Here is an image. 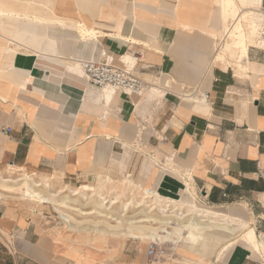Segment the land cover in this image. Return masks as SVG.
I'll list each match as a JSON object with an SVG mask.
<instances>
[{"label": "crops", "instance_id": "0c3cea01", "mask_svg": "<svg viewBox=\"0 0 264 264\" xmlns=\"http://www.w3.org/2000/svg\"><path fill=\"white\" fill-rule=\"evenodd\" d=\"M222 18L221 0H0V172L12 166L78 187L100 173L133 178L126 164L138 151L144 188L190 203L188 187L231 225L264 235V179L256 176L264 169V48L248 42L247 68L235 76L223 64L237 60V49L232 38L219 41ZM101 52L119 66L139 54L134 71L158 94L106 98L79 66ZM13 197L0 202V264H97L55 241L45 204ZM242 233L157 242L207 246L209 256L228 246L204 255L207 264H264ZM106 264L143 263L126 252Z\"/></svg>", "mask_w": 264, "mask_h": 264}, {"label": "bare ground", "instance_id": "6f19581e", "mask_svg": "<svg viewBox=\"0 0 264 264\" xmlns=\"http://www.w3.org/2000/svg\"><path fill=\"white\" fill-rule=\"evenodd\" d=\"M221 3L222 19L225 25L219 41L224 42L228 38H232L237 49V60L223 59V64L225 66L234 65L235 76H241V72L247 68L241 61L247 55L248 42L259 48H264V37L260 35L259 6L261 0H221ZM127 62L133 65L134 58L128 57ZM79 66L76 63H68V67L74 73L81 72ZM103 89L106 98L114 91L112 87ZM145 94L154 96L158 94V90L152 86L150 90L142 92L139 96ZM201 100L203 101V99ZM4 171L9 175L5 176L0 173V200L8 197L7 193H11L17 197L36 200L39 205H51L63 220L65 228L71 231L87 230L94 234H118L149 238L150 242L156 243L157 239L169 240L172 238H184L186 241L197 243L198 238H202L208 233L218 237L220 234L224 236L226 234L238 235L243 232L241 238L249 243L252 252L260 257L264 255V237L257 238L252 228L243 230L244 224L231 225L216 211L201 206L188 187H186V193L192 201L185 203L144 188L129 176H123L120 183L115 184L110 174L100 173L94 184H83L78 187L63 185L52 190V185L46 177L36 179L35 173H29L24 169H16L12 166L6 167ZM12 175L15 176L12 177ZM115 188H118V192L114 197H109L102 191L103 189L112 191ZM128 194L130 197L125 201L118 199L126 197ZM118 202L121 203L122 210L117 212L115 209ZM129 208L132 211L134 209H139V211L128 214ZM72 213L81 216L80 219H75L71 215ZM184 247L199 251L200 258L197 262L187 259H183V262L207 264L204 260V250L207 249V246ZM226 247L228 246H220L217 254ZM213 248H217V246H213Z\"/></svg>", "mask_w": 264, "mask_h": 264}, {"label": "rangeland", "instance_id": "374dc122", "mask_svg": "<svg viewBox=\"0 0 264 264\" xmlns=\"http://www.w3.org/2000/svg\"><path fill=\"white\" fill-rule=\"evenodd\" d=\"M131 152L132 153L130 154V158L126 164V169L131 170L132 175H134L133 178H131V179L138 182L137 174H138V170L140 167V163L142 162L143 156L139 157L138 155H140V153L138 151H131ZM135 157H136V159H134ZM131 163H133V165H134V163H137V164L134 165V167H131V165H132ZM0 173L4 174L5 176L9 175V173L5 172V171H3V173L2 172H0ZM124 173H125V171L120 172L119 174L112 176V178L115 181V184L120 183V180L123 178ZM14 176L15 175H12V177H14ZM34 177L36 179H38L41 176H37L35 174ZM48 182L52 185L51 186L52 190H56V189L60 188L61 186H63V184L59 183L57 180H53V179L49 180L48 179ZM94 182H96V180H93L91 183H94ZM102 191L105 195H108L109 197H114V196H116L115 193L118 192V188H115L112 191L107 190V189H103ZM7 194H9L8 195L9 197L3 198L2 200H0V202L7 200V199H12V198L17 199V198L13 197V196H15L14 194H11V193H7ZM179 195L180 194H178L177 196H174L173 198H180ZM10 196H12V197H10ZM129 197H130V195L128 194L126 197H120L118 199L125 201ZM120 204H121L120 202L117 203V207H116L115 211L118 212V211L122 210ZM39 209H41V211L43 212V215L45 216L46 226L48 228H51L50 231L53 233H58L61 236L60 240H55V241L61 242L62 244H64V248L66 249V251L70 250L72 253H74V255L76 257H78L80 259L93 260L97 264H106L112 260H114V261L116 260V261L121 262V258L123 256V253L130 252V253H133L135 255H139L140 257H142V263L143 264H147L149 262L148 258H146V256H145L147 246H148L149 242L151 241V239H149V238H147V239L144 238L143 240L133 239V238L121 240V239L117 238V237H122L118 234L102 235L100 233H98V234L89 233L87 230H85V231L84 230L71 231V230H68L65 228L63 220L59 219L57 217L58 213L56 214L53 211V208L51 205L45 204L44 206H39ZM137 211H139V209H134L132 211L129 208L128 214H132V213H135ZM71 215L75 219H80V217H81L76 213H72ZM114 236H117V237H114ZM260 237H264V235H260V234L257 235V238H260ZM227 239H228L227 241L231 240L230 237ZM221 242H222V240L218 244H221ZM126 243H132L135 246H125ZM138 244H139V246H136ZM218 244H216V245H218ZM69 245H73V246H69ZM160 245H162V247L165 249V254L162 258H160L159 264H187L181 260L182 254H186V255L189 254L194 259L200 258L199 254H191L190 253L191 250L185 248L184 246H186V245L183 244L182 242H179V245L174 244L173 242H160ZM113 247L115 249H113ZM219 247L220 246H217V248H214L213 252L210 256L209 255H205V256L211 257L216 250L218 251ZM188 250H189V252H188ZM108 251H110V252H108ZM171 258L181 260L180 262H182V263H176ZM259 258H264V255L262 257L259 256Z\"/></svg>", "mask_w": 264, "mask_h": 264}, {"label": "built area", "instance_id": "2783aa9c", "mask_svg": "<svg viewBox=\"0 0 264 264\" xmlns=\"http://www.w3.org/2000/svg\"><path fill=\"white\" fill-rule=\"evenodd\" d=\"M260 35L264 37V5L259 7ZM139 59V54L134 57V64L124 62L121 66L112 63L109 56L104 52L95 59L80 60L79 65L83 78L92 86L103 89L112 87L114 91H120L128 95H139L150 90L152 83L142 80L134 71V65ZM203 100L208 98L207 93H203ZM9 131L10 127H6ZM258 178L264 179V169H259L256 173ZM165 254V249L160 242H149L146 249L148 264H159L160 258Z\"/></svg>", "mask_w": 264, "mask_h": 264}]
</instances>
